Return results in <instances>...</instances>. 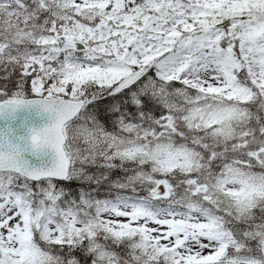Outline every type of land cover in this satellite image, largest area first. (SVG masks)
Instances as JSON below:
<instances>
[{
    "label": "snow or ice",
    "instance_id": "1",
    "mask_svg": "<svg viewBox=\"0 0 264 264\" xmlns=\"http://www.w3.org/2000/svg\"><path fill=\"white\" fill-rule=\"evenodd\" d=\"M0 264H264V0H0Z\"/></svg>",
    "mask_w": 264,
    "mask_h": 264
}]
</instances>
